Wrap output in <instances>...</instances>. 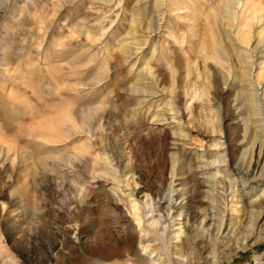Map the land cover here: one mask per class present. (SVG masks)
Here are the masks:
<instances>
[{"label":"rangeland","instance_id":"obj_1","mask_svg":"<svg viewBox=\"0 0 264 264\" xmlns=\"http://www.w3.org/2000/svg\"><path fill=\"white\" fill-rule=\"evenodd\" d=\"M241 8L0 0V264L126 263L146 253L116 231L138 227L132 202L139 236L181 227L168 249L156 241L159 262L264 264V223L244 247L242 222L224 228L233 205L264 206V16L241 43ZM259 151L261 181L245 175ZM175 194L194 205L189 234L185 211L167 210Z\"/></svg>","mask_w":264,"mask_h":264},{"label":"bare ground","instance_id":"obj_2","mask_svg":"<svg viewBox=\"0 0 264 264\" xmlns=\"http://www.w3.org/2000/svg\"><path fill=\"white\" fill-rule=\"evenodd\" d=\"M259 16H264V0H242L241 12L239 14V20H237L238 28L236 27L237 31L235 34L236 38L241 43H243V42L245 43V40H247L244 37L247 34L246 31L244 30V28L248 26L251 19L254 20L255 18H257ZM226 21H227V19H226ZM251 24H252V22H251ZM247 36L249 39V34H247ZM246 42H248V41H246ZM259 154H260V151L258 153H255L254 164L252 165V167L249 170H247V172H245V175L247 178H249V177L254 178V175H253L254 166L258 160ZM262 176H263V174L260 175V177H258V178L255 177L254 179H257V181H261ZM194 185L196 186V184H194ZM219 189H222L221 191L220 190L218 191L220 193V198H222L223 200L226 201L227 199L225 198V195H224V191H226V190H224V187H222L220 185H219ZM241 194L242 193L239 192V199L244 201V195H241ZM236 195H237V193L235 194V191L233 190V194L231 195L232 198ZM175 196L176 197L173 198L174 199L173 203L168 205V207L166 206L167 210L172 211L173 213L176 212L177 210L185 211V217L187 220H185V223L183 226L185 227L184 231L187 234H189L188 233V230H189L188 218H190V214L192 212V206H194V205L183 204L181 202L177 203V201H179L178 200L179 196H178V194H175ZM255 200H256V202H255ZM132 203L133 204L129 208V210L133 215L137 216L138 227H139L140 222L142 221V207L138 206L135 202H132ZM249 205L251 206V209H249V210H246V208H245L246 205H244V204L241 205L240 207L233 205V207H230L231 210H230V212H227L226 218H225L224 228L227 226L226 223L228 222V225L231 224L232 225L231 229H233V227L236 226L235 224L239 221L238 222L239 224L233 230L234 232L237 230L238 227H240L241 222L243 224L244 230L242 229L241 233H242L244 239L246 240V243L245 244L239 243V245L237 244L239 247H244L245 245L255 243L258 240L259 241L262 240V238L258 237V232H257V229L259 227H261V225L264 223V206L263 207L261 206L262 205L261 195H259V197H257L256 199L252 200ZM160 206H161L160 203H158L159 208H160ZM212 207H215V206H212ZM219 210L222 213H225L224 210H222V209H219ZM212 215H216V212L215 211L212 212L209 210L207 212H205L204 221H205V223H209V224H211V222L213 221L212 223L218 231L221 228L222 222L220 221L221 223H218L217 219ZM177 224H180V222H178ZM247 224H249V225H247ZM138 227L129 221L127 223L126 222L121 223L119 226H117L116 231L119 235L122 234L126 237V240L123 243V248H125V250L128 253L131 252L132 249H134L136 243L140 244V246L145 248L146 253L141 254L139 251H136L137 253H136L135 258L131 257V258H129L128 262L118 263V264H172V261H171L172 259L169 260V258H168V259H166V261L159 262L157 259H154L153 257L152 258L149 257V255L152 252H156V254H159V256H160V251H159L160 245H159V242L157 243L156 241L160 240L161 245L164 248L168 249L171 245V240L172 239H178L177 234L179 232H181V227H178L174 231V234L172 236L169 233L164 238H162V236H161L162 234L159 235L155 231L153 232V234L151 233V235H149V236H145V235L139 236L138 235L139 234ZM239 230H240V228H239ZM150 231H152V230H150ZM263 238H264V236H263ZM226 239L232 240L231 236H227ZM179 243L181 245L186 244V242L184 240H181V242H179ZM179 243H177L175 241L174 244L172 245V250H174L173 254H178L180 256L181 254H180V244ZM126 256H127V254H126ZM141 260H145L146 262L142 263ZM95 264H106V263H103L102 261H97Z\"/></svg>","mask_w":264,"mask_h":264}]
</instances>
